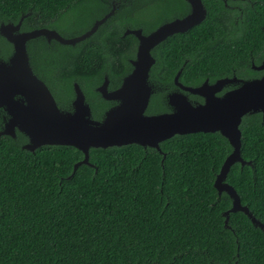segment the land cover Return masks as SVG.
<instances>
[{
	"label": "trees",
	"instance_id": "trees-1",
	"mask_svg": "<svg viewBox=\"0 0 264 264\" xmlns=\"http://www.w3.org/2000/svg\"><path fill=\"white\" fill-rule=\"evenodd\" d=\"M202 1L206 19L169 39L152 73L170 79L187 58L181 73L185 84L198 83L207 74L221 76L233 59L219 42L223 17L264 16V0L229 3L240 12L225 8L221 0ZM170 2L146 0L124 24L148 20L144 30H150L163 21L160 11L169 10ZM182 4L178 0L179 11L186 8ZM91 5L100 0H0V20L17 21L32 10L38 26ZM31 19L27 16L25 25ZM122 31V25H115L75 48L65 47L63 61H58L59 107H67L71 82L77 81L93 118L100 119L110 104L91 88L104 73L111 81L126 74L127 60L134 56L136 41L119 37ZM176 49L181 52L175 57ZM164 110L152 97L146 113ZM239 129L241 157L250 165L234 164L225 181L264 224L260 114L245 115ZM25 142L20 133L15 139L0 137V264H264L260 228L241 212L231 213L228 227L224 225L231 200L226 193L219 196L213 183L231 148L219 133L175 135L160 143V152L138 145L91 149V165H79L74 173L83 159L75 148L42 146L30 152L22 149Z\"/></svg>",
	"mask_w": 264,
	"mask_h": 264
},
{
	"label": "water",
	"instance_id": "water-1",
	"mask_svg": "<svg viewBox=\"0 0 264 264\" xmlns=\"http://www.w3.org/2000/svg\"><path fill=\"white\" fill-rule=\"evenodd\" d=\"M185 1L190 11L184 17L171 20L148 35H143L141 30L126 31L124 35L132 34L138 41L135 59L131 61L132 71L117 90L108 92L106 80L97 89L103 99L118 102L105 112L101 120L91 118L90 108L77 85L72 111L58 108L48 88L33 74L29 66L26 42L37 36L47 35L64 45H74L94 33L109 15L95 22L89 31L72 39H64L48 30L13 35L12 32L18 30L21 21L14 27L5 26V31L1 27L0 31L5 39L13 46V54L7 61H0V108L8 116L0 137L15 139L17 130L27 140L21 146L22 149L30 152L42 146L73 147L83 155V159L74 165V173L79 165H91V149L138 145L160 152V143L175 135L219 133L231 148L213 183L219 196L226 193L231 200V208L223 213L224 225L228 227L231 213L241 212L264 232V224L241 204L235 189L225 181L234 164L239 163L241 167L250 165L249 161L241 157L239 126L246 114L253 113H262L264 123V76L245 82L222 98L206 96L202 87H182L184 91L205 97V103L193 106L186 97L172 94L168 98L172 112L145 114L152 93V87L148 83L149 71L154 64L151 50L168 37L187 32L206 19L207 11L201 0ZM226 82L227 80H222L217 85Z\"/></svg>",
	"mask_w": 264,
	"mask_h": 264
},
{
	"label": "flooded vegetation",
	"instance_id": "flooded-vegetation-1",
	"mask_svg": "<svg viewBox=\"0 0 264 264\" xmlns=\"http://www.w3.org/2000/svg\"><path fill=\"white\" fill-rule=\"evenodd\" d=\"M181 1L183 2L182 5H184V7L186 6V8H183L182 10L179 11L178 0H172V2H170L169 10L167 8V9H162L160 11L161 16L163 17V21L156 27L147 31L144 30L145 28L144 24L145 25L148 24L149 23L148 20H143V21L138 20L137 23H134V25L124 24V20H129L128 18H131L136 11H139L140 9H143L145 7L146 0H100V5H94V6L91 5L87 8V9L90 8L94 9L92 15L93 18L90 24L78 34L72 33L68 35L67 27L65 23L66 21L64 20H56V21L52 20L51 22L49 20H46L42 24L37 26L36 21L31 19L34 15L32 10H30L27 13V15H21V17L17 21L4 22L3 20H0V28L2 27V29L5 31L6 29L5 26L11 25L12 27H14L17 26L21 21L18 30L12 32L13 35L37 31V30H48L55 32L57 35H59L64 39H72L89 31L95 22L101 20L106 15H109L103 23L98 25L95 32L85 39L87 40L98 34H99L98 36H100L102 34V31H104L105 29L109 31L115 25L116 26L122 25L123 31L119 37L124 38L127 36H132L136 41V43L133 45L132 48L134 49V56L133 58L127 60L130 65V70L126 74L122 75L115 81H111L109 76L106 73H104L102 75L100 83H98L96 86L91 88L93 93L98 95L103 101L108 102L110 104L109 107L105 109L101 114V117L99 119L101 120L104 117L105 112L108 111L110 108L116 106L118 102L113 100L108 101L103 99L100 93L97 92V89L101 87L106 80L107 81L106 89L108 92H113L117 90L118 88H120L123 79L127 75H129L132 71L131 61L135 59L137 47H138V41L136 37L132 34L124 35L126 31L141 30V33L143 35H148L154 30H156L158 27L162 26L163 24L170 22L171 20L184 17L189 13L190 7L185 0H181ZM221 1L225 8L234 7L238 9L239 12L241 11V9L238 6H231L229 4L230 2H235L240 0H225V1L221 0ZM172 3L174 6L172 5ZM177 12L179 14V17L171 18V16H173V14H176ZM27 16H29V19L31 20L27 22V24L25 25L24 19L27 18ZM168 17H170L171 19L168 20L167 19ZM220 28L222 29V33L219 38L220 46L225 48L226 54L228 55L230 53L233 59L223 66L222 69L223 74L215 79H212L207 74V76L204 77L198 83L187 85L184 82H182L181 73L185 65L189 62V59L187 58H184L182 65L178 68V70L174 73V75L170 79H168L167 77H163L157 74L156 72L152 73V69L156 65L157 57L158 58L162 57V55L166 50L162 48V46L166 45L169 39L177 37L178 35L181 34H185L191 29H189L187 32L178 33L168 37L167 39H165L163 42H161L151 50V55L154 58V64L150 68L148 75V83L152 87V93L149 99V104L152 97H154L160 105H163L165 110L153 114H147L145 112V114L156 115V114L172 112V107L169 106L168 104V98L172 94H180L181 96L186 97L187 100L193 106H197L205 103L206 101L205 97L184 91L182 87H188V88L202 87L206 96L212 95L215 98H222L224 95L240 88L245 82L258 80L264 76V68H263L264 16H243V15L225 16L221 21ZM85 40H82L74 45H64L53 37H47V35H40L35 38H31L26 42V52L28 56L29 66L33 74L41 82L45 84V86L50 91L51 95L53 96L60 110L72 111V102L76 97L75 85H77L79 90L82 92L84 96L85 103L90 108L91 118L94 119L92 116V108L87 99V94L84 91L83 87L80 85V83L77 81L71 82L72 96L69 100L67 107L61 108L58 105V99H60V97L62 96V93L59 89L60 86L58 85L61 81L59 70L62 64H58V61H63L62 59L63 55L67 51L65 47L75 48L78 44H80ZM177 52L180 53L181 51L176 49L174 51L175 57L177 55ZM12 54H13L12 44L5 39L3 33L0 31V61H7ZM156 67L158 69L159 65H157ZM222 80H227V82L224 83L223 85H217L218 82ZM192 81L194 80L192 79L191 82ZM259 114L261 118V124H264L262 122V113ZM7 120H8V116L6 115L4 110L0 108V131L3 129L4 124L6 123ZM94 120H98V119H94ZM17 133L20 132L16 130L15 134L17 135Z\"/></svg>",
	"mask_w": 264,
	"mask_h": 264
},
{
	"label": "rangeland",
	"instance_id": "rangeland-1",
	"mask_svg": "<svg viewBox=\"0 0 264 264\" xmlns=\"http://www.w3.org/2000/svg\"><path fill=\"white\" fill-rule=\"evenodd\" d=\"M93 11V8L85 9L83 12H81V10L77 11L76 9V11H73L72 13L66 15L63 20L66 21L65 23L68 35L72 33L78 34L82 30H84L90 24L93 18Z\"/></svg>",
	"mask_w": 264,
	"mask_h": 264
}]
</instances>
